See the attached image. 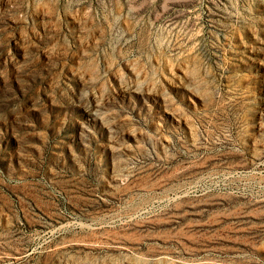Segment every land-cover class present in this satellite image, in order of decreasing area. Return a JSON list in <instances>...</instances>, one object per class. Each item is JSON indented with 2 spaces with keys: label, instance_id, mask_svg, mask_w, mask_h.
I'll return each mask as SVG.
<instances>
[{
  "label": "rangeland",
  "instance_id": "rangeland-1",
  "mask_svg": "<svg viewBox=\"0 0 264 264\" xmlns=\"http://www.w3.org/2000/svg\"><path fill=\"white\" fill-rule=\"evenodd\" d=\"M0 264H264V0H0Z\"/></svg>",
  "mask_w": 264,
  "mask_h": 264
}]
</instances>
